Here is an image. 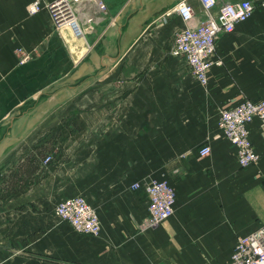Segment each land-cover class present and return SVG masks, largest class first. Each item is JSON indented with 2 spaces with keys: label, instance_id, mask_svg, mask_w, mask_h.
<instances>
[{
  "label": "crops",
  "instance_id": "0c3cea01",
  "mask_svg": "<svg viewBox=\"0 0 264 264\" xmlns=\"http://www.w3.org/2000/svg\"><path fill=\"white\" fill-rule=\"evenodd\" d=\"M32 1L0 0L1 247L61 264L226 262L239 235L264 227V121L248 124L260 159L245 167L218 126L222 109L264 98L263 0L219 35L206 85L172 54L180 0H83L76 26L31 14ZM153 179L176 200L150 224ZM78 194L97 209V236L57 218Z\"/></svg>",
  "mask_w": 264,
  "mask_h": 264
},
{
  "label": "built area",
  "instance_id": "2783aa9c",
  "mask_svg": "<svg viewBox=\"0 0 264 264\" xmlns=\"http://www.w3.org/2000/svg\"><path fill=\"white\" fill-rule=\"evenodd\" d=\"M83 0H33L28 10L34 14L42 8L48 9L57 25H75L77 5ZM102 8L106 4L95 0ZM204 11L205 18L197 24H191L195 10L189 0H180L175 6L187 25L175 33L172 54L183 58L190 66L192 75L202 85L209 79V71L215 60L216 41L223 32L234 30L238 22L247 20L253 13L256 3L252 0L226 1L218 5V0H197ZM264 6V0L260 3ZM78 12V11H77ZM72 23V24H71ZM28 55L22 59L25 60ZM259 117L264 121V98H245L237 104L224 108L218 117V126L224 135L237 147L238 162L242 167L256 163L260 159L249 137L248 124ZM201 155L210 153V146L200 149ZM51 157L47 156L46 161ZM134 183L133 188H139ZM149 195L150 224L168 219L174 212L176 194L174 187L166 179H153L146 185ZM56 215L71 224L81 234L97 236L102 224L97 209L83 195H74L59 201L54 208ZM223 264H264V227L239 235L230 258Z\"/></svg>",
  "mask_w": 264,
  "mask_h": 264
},
{
  "label": "rangeland",
  "instance_id": "374dc122",
  "mask_svg": "<svg viewBox=\"0 0 264 264\" xmlns=\"http://www.w3.org/2000/svg\"><path fill=\"white\" fill-rule=\"evenodd\" d=\"M57 218L59 222L67 223L71 225L67 221L62 220L59 217ZM21 249L18 246H16L15 242L13 241L10 242L8 248L1 247L0 245V264H54V262H57V264H61L59 263L61 261H54L55 257H52L53 255H49L48 253L34 252L33 249L28 248L26 250H23V252H28L30 254L27 255V254H23V252L18 251Z\"/></svg>",
  "mask_w": 264,
  "mask_h": 264
},
{
  "label": "bare ground",
  "instance_id": "6f19581e",
  "mask_svg": "<svg viewBox=\"0 0 264 264\" xmlns=\"http://www.w3.org/2000/svg\"><path fill=\"white\" fill-rule=\"evenodd\" d=\"M78 18V13H77V11H76V13H75V19H77Z\"/></svg>",
  "mask_w": 264,
  "mask_h": 264
}]
</instances>
